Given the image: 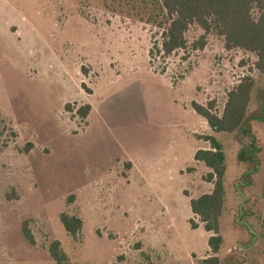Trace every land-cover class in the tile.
<instances>
[{
    "label": "rangeland",
    "instance_id": "374dc122",
    "mask_svg": "<svg viewBox=\"0 0 264 264\" xmlns=\"http://www.w3.org/2000/svg\"><path fill=\"white\" fill-rule=\"evenodd\" d=\"M142 1L0 0V264H57L54 241L63 264H202L212 256L264 264V123L252 122L260 169L241 197L235 185L248 169L237 155L249 140L215 133L192 108L214 102L221 116L228 93L252 77L247 113L259 114L257 58L225 50L216 33L203 51L164 57L161 31L140 21ZM202 35L191 28L189 45ZM85 105L96 110L82 119L77 110ZM136 106L139 123L127 116ZM100 109L126 122L107 125ZM210 136L227 159L217 255L190 207L214 188L216 179L205 181L211 170L194 158L211 149ZM63 213L82 221L75 237ZM241 218L257 235L249 247Z\"/></svg>",
    "mask_w": 264,
    "mask_h": 264
},
{
    "label": "trees",
    "instance_id": "16d2710c",
    "mask_svg": "<svg viewBox=\"0 0 264 264\" xmlns=\"http://www.w3.org/2000/svg\"><path fill=\"white\" fill-rule=\"evenodd\" d=\"M136 2V1H135ZM143 20L140 21L152 25L161 31L160 54L164 57L179 51H203L207 45V37L216 33L224 40V48L227 51L234 49L244 50L254 54L257 58L255 68L264 74V0H143ZM136 6H133L134 10ZM198 27L203 35L189 45L187 34L191 28ZM255 81L252 77H245L227 95V101L221 116L213 113L215 103L207 106L193 103V110L208 123L209 127L217 134L238 133L241 139L247 138V145L238 152V162L248 169L240 181L236 183L238 194L243 197L242 184L251 186V179L259 172L260 160L258 155L262 147L258 145L256 135L253 133L252 122L264 123V95L262 93L259 114L248 115V107L251 101ZM263 92V91H262ZM70 105L66 106L69 111ZM91 111L90 105H85L77 110V115L86 119ZM211 143L210 150H199L195 153V160L205 164L211 172L205 177L208 183L214 182L213 191L190 201L192 214L199 218L207 233H211L208 240L209 250L217 255L223 245L221 235V219L225 209L226 198V173L227 159L224 145L216 137H206ZM241 190H240V189ZM245 199L240 205L245 206ZM240 216V215H239ZM65 230L75 237L82 229L83 223L76 217H70L63 213L60 216ZM243 226L247 229L251 239L247 247L256 240L257 235L251 231V227L241 218ZM193 229L198 225L191 221ZM25 238L34 244V237L23 224ZM49 253L57 264H63L66 254L60 248V242L54 241L49 247ZM202 264H221L217 256L203 260Z\"/></svg>",
    "mask_w": 264,
    "mask_h": 264
},
{
    "label": "crops",
    "instance_id": "0c3cea01",
    "mask_svg": "<svg viewBox=\"0 0 264 264\" xmlns=\"http://www.w3.org/2000/svg\"><path fill=\"white\" fill-rule=\"evenodd\" d=\"M137 93H139L138 91H131V93L129 94H126L127 96L125 98H127V101H129L131 103V100H134L136 101V98H137ZM133 105V104H132ZM92 107V110H91V113H93L96 108L94 106H91ZM135 108H137L136 110H134V113L133 115H130L128 114L127 116H130L133 118L132 122L133 121H136L137 123L141 122V110L139 109V106H136ZM99 116H101V119L104 123H106L107 125L113 123L114 121H117V124L120 125V124H124L126 121L124 119H120L119 118V115L118 116H115L113 115L112 113H109V110L106 111L105 109H100L99 110ZM130 121V120H128ZM133 124V123H131ZM126 125H129V124H126Z\"/></svg>",
    "mask_w": 264,
    "mask_h": 264
}]
</instances>
